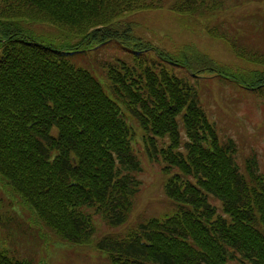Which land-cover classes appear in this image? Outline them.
Listing matches in <instances>:
<instances>
[{
	"label": "trees",
	"instance_id": "obj_1",
	"mask_svg": "<svg viewBox=\"0 0 264 264\" xmlns=\"http://www.w3.org/2000/svg\"><path fill=\"white\" fill-rule=\"evenodd\" d=\"M167 4L0 0V182L62 243L89 246L95 217L118 228L133 209L141 185L132 147L136 127L149 160L163 163L164 194L175 211L122 237L103 236L95 246L110 264H264V175L257 159L236 164V144L219 142L195 87L175 70L194 78L212 74L262 98L264 74L238 77L191 47L167 52L136 36L125 20ZM222 4L183 0L168 9L197 17ZM35 24L59 35H36ZM110 43L128 59L97 63L103 86L71 58ZM249 62L264 66L256 56ZM25 258L0 248V264L40 261Z\"/></svg>",
	"mask_w": 264,
	"mask_h": 264
},
{
	"label": "rangeland",
	"instance_id": "obj_2",
	"mask_svg": "<svg viewBox=\"0 0 264 264\" xmlns=\"http://www.w3.org/2000/svg\"><path fill=\"white\" fill-rule=\"evenodd\" d=\"M182 1L168 0L166 8L135 13L125 20L133 25L136 36L167 52L178 54L184 47H191L238 77L248 79L254 73L264 74V66L249 62L252 56L264 59V0H217L223 2L219 11L197 17L179 15L168 9ZM210 27L219 35L212 37ZM31 28L36 35H59L56 29L46 25L35 24ZM230 45L236 46L245 58L237 56ZM105 47L71 58L77 67L94 72L103 86L104 75L97 63L114 57L128 59L117 44L110 43ZM175 74L179 78L188 76L182 69H176ZM190 83L198 93L201 108L215 127L219 142L232 140L236 144V164L242 168L254 155L259 172L264 175V98L214 76L190 79ZM143 138V133L135 127L132 147L141 166L137 176L141 185L123 226L107 227L97 216L94 218L97 232L93 244L62 243L44 226L37 224L18 197L0 182V248L17 258L28 257L33 262L40 259L39 264H110L109 254L95 246L103 236L122 237L139 223L151 218L162 220L175 211L174 203L164 194L168 176L162 172L163 163L149 160ZM212 204L219 208L216 201Z\"/></svg>",
	"mask_w": 264,
	"mask_h": 264
}]
</instances>
